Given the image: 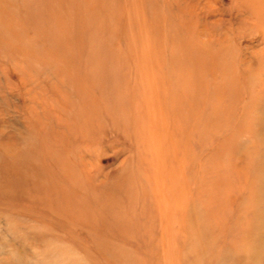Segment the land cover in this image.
Segmentation results:
<instances>
[{"label":"rangeland","instance_id":"1","mask_svg":"<svg viewBox=\"0 0 264 264\" xmlns=\"http://www.w3.org/2000/svg\"><path fill=\"white\" fill-rule=\"evenodd\" d=\"M251 5L0 0V264H264Z\"/></svg>","mask_w":264,"mask_h":264},{"label":"bare ground","instance_id":"2","mask_svg":"<svg viewBox=\"0 0 264 264\" xmlns=\"http://www.w3.org/2000/svg\"><path fill=\"white\" fill-rule=\"evenodd\" d=\"M253 1H254V5H251V6H254L253 11H255L254 12L255 13V19H256L255 21L258 22L259 19H264V0H253ZM260 21H262V20H260ZM262 50H263L262 51V53H263L264 48ZM258 58H259V56H258ZM262 82H263V79L260 82V86H259L260 90H261V87H262V89L264 87L261 85ZM249 100L251 101V99H249Z\"/></svg>","mask_w":264,"mask_h":264}]
</instances>
